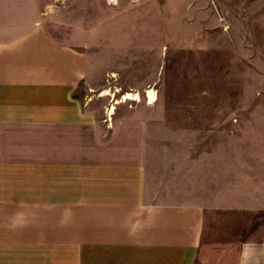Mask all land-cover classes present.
Returning <instances> with one entry per match:
<instances>
[{"label": "crops", "instance_id": "0c3cea01", "mask_svg": "<svg viewBox=\"0 0 264 264\" xmlns=\"http://www.w3.org/2000/svg\"><path fill=\"white\" fill-rule=\"evenodd\" d=\"M32 6L0 5V264H264V221L211 232L264 215V167L158 104L97 113L88 54Z\"/></svg>", "mask_w": 264, "mask_h": 264}, {"label": "rangeland", "instance_id": "374dc122", "mask_svg": "<svg viewBox=\"0 0 264 264\" xmlns=\"http://www.w3.org/2000/svg\"><path fill=\"white\" fill-rule=\"evenodd\" d=\"M0 5H33L45 19L66 22L51 30L68 34L88 54L95 84L82 85L78 95L97 113L109 115L127 93L137 101L114 106V113L146 105L145 93L152 91V105L165 115L187 119L194 129L225 133L228 165L264 167V0H0ZM235 134L241 139L233 140ZM263 221L261 213H243L215 221L211 232L215 238L223 231L234 237L246 224Z\"/></svg>", "mask_w": 264, "mask_h": 264}, {"label": "bare ground", "instance_id": "6f19581e", "mask_svg": "<svg viewBox=\"0 0 264 264\" xmlns=\"http://www.w3.org/2000/svg\"><path fill=\"white\" fill-rule=\"evenodd\" d=\"M148 95V103L149 104H152L156 101L155 97H154V94L152 93V91H148L147 93ZM102 97H106L108 96L107 92H103L101 94ZM113 96V95H111ZM136 98V99H135ZM127 101H137V96H132L131 94H125L123 96V98L120 100V101H116L115 103H113V105L110 107V109L108 110L110 112V115L114 113V110H115V107L116 105H119V104H123V103H126Z\"/></svg>", "mask_w": 264, "mask_h": 264}, {"label": "built area", "instance_id": "2783aa9c", "mask_svg": "<svg viewBox=\"0 0 264 264\" xmlns=\"http://www.w3.org/2000/svg\"><path fill=\"white\" fill-rule=\"evenodd\" d=\"M148 92L145 93V97L147 99V102H148V95H147ZM149 104V103H148Z\"/></svg>", "mask_w": 264, "mask_h": 264}]
</instances>
